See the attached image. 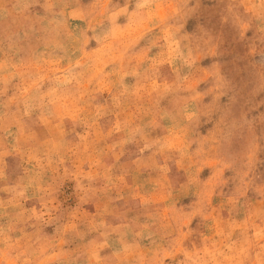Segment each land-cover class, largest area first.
Returning <instances> with one entry per match:
<instances>
[{
  "label": "rangeland",
  "instance_id": "1",
  "mask_svg": "<svg viewBox=\"0 0 264 264\" xmlns=\"http://www.w3.org/2000/svg\"><path fill=\"white\" fill-rule=\"evenodd\" d=\"M0 264H264V0H0Z\"/></svg>",
  "mask_w": 264,
  "mask_h": 264
}]
</instances>
